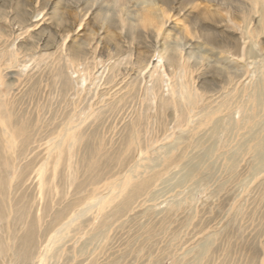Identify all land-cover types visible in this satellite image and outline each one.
Returning <instances> with one entry per match:
<instances>
[{
	"label": "rangeland",
	"instance_id": "obj_1",
	"mask_svg": "<svg viewBox=\"0 0 264 264\" xmlns=\"http://www.w3.org/2000/svg\"><path fill=\"white\" fill-rule=\"evenodd\" d=\"M78 1H0L5 6V13H0V31L6 33L17 29L14 18L17 9L20 8V13L22 9H37L28 15L31 23H37L29 28L32 37L23 35L16 40L19 44L31 39L29 44L35 43V48L19 53L18 60L10 65L4 62L5 56L0 58V74L11 86L8 96L0 93V102L8 99L15 116L33 124L31 137L21 147L19 142H12L9 152L0 150V177L4 181L0 183V190L3 187L5 191L3 195L0 193L2 244L8 240L10 229L14 228L18 237L32 224L36 248L31 264H38L40 255L41 264H103L109 260L118 264H264V172L251 175L250 158L242 156L236 179L227 181L219 189L220 181L226 179L223 159L230 152L227 147L218 149L223 156L208 159L206 165L213 163L210 174L185 177L189 157L199 152L190 144L198 138L206 140L213 122L222 119L226 112L223 106L219 112L210 114L230 87L223 85L226 74L218 68L224 62L229 63L227 70L242 74L240 80H243L246 72L252 70L254 78L257 77L256 69L264 65V36L260 37L259 44H254L248 20L264 1L169 0L164 3L156 0L152 21L145 14L141 20L132 15L129 20L120 21L117 1L97 0L107 5L103 9L108 18L102 25L99 14H91L81 22L76 8ZM127 1L128 7L130 0ZM58 17L63 20L60 22ZM75 20H78L76 24ZM57 26L66 29L58 35H68L67 46L81 41L97 42L96 53L89 52L78 59L71 57L69 50L61 52L54 47L58 44L54 36ZM204 26L208 31L201 33ZM203 33L211 40L227 43L234 52L238 46L252 48L256 57L227 62L226 51L210 49L211 45L203 42V38H208ZM177 40L196 46L200 50L198 54L205 58L199 71L193 72L203 95L192 111L187 110L184 101L180 102L184 95L181 82H188L186 67L174 64L159 69L164 70L163 79H168L171 89L166 93L167 86L162 82V93L169 97L161 107L159 98L152 99L148 89L156 82L158 73L151 74L148 68L141 70L148 56L156 61L161 55H172V46ZM3 48L0 41V50ZM33 52L45 56L38 60V54L34 56ZM94 55L98 63L94 72L102 71V80L92 78L90 63ZM198 60L192 58L191 62ZM57 70H62L66 78L64 92ZM109 74L114 78L106 90L104 78ZM127 80L132 83L125 89L132 91L133 96L127 95L128 101L125 105L120 102V108L109 109L107 105L114 99L113 92ZM33 85L35 92L30 94ZM205 85L216 88L217 92L209 97V92L202 91ZM0 110H5V106L0 104ZM232 111L233 119L239 120L241 113L234 108ZM73 125L75 133L80 127L94 146L98 168L92 172L79 165L83 146L78 148L75 140V151L71 149L69 137ZM232 135L230 142L234 144L239 135ZM221 136L225 137L224 132ZM172 148L180 158L167 166L162 155ZM151 169L160 173L150 188L135 200L132 209L116 220L109 219L99 229L104 214L116 201L102 211L104 200L111 194L116 195L127 182L139 181L150 174ZM173 203H179L181 209L168 226L170 230H159L151 241L146 240L143 225L158 224ZM21 213L23 217L18 218ZM57 213L61 214L59 219H55ZM95 229L101 234L92 237ZM56 233L60 236L53 240ZM211 236L215 238L211 256L207 254L194 261L196 250ZM0 264L18 262L4 257L0 258Z\"/></svg>",
	"mask_w": 264,
	"mask_h": 264
},
{
	"label": "bare ground",
	"instance_id": "obj_2",
	"mask_svg": "<svg viewBox=\"0 0 264 264\" xmlns=\"http://www.w3.org/2000/svg\"><path fill=\"white\" fill-rule=\"evenodd\" d=\"M115 1H117L118 3L119 12H120V21H125L124 20L125 18L126 20H129V18L132 15L138 17L141 20L142 15L144 14H145V17L150 19L149 21H152L151 17L153 16V11L155 10L156 0H130V4L128 5V7H127V4H128L127 0H115ZM161 1L166 3L169 0H161ZM76 4H77L76 8L78 7V12L80 14V17H82L81 22L85 17H88L91 14L92 16H96V14H99L98 16H99V21L101 22V25L108 18L106 11L103 9L107 5L103 3L102 1L79 0L78 3ZM4 8L5 6L3 5V3H1L0 4L1 14L5 13ZM94 9L96 11H94ZM36 10L37 9H34L32 7V11L30 9H26V10L22 9V12L20 13L19 12L20 8L17 9L16 15L14 17L16 19L17 29L10 30L8 33H6L5 30L0 31V41L2 42L4 46V48L0 50V58H3L5 56L4 62L7 63V65H10L13 62L17 61L19 53H21L22 51L31 52V49L34 47L35 43L32 42L31 44H29V41L31 39L26 40L24 43L22 42L19 44L16 43V40L19 39L21 36L23 37V35H28V37L30 36L29 28L36 26L37 23H31L29 21L28 15L33 14ZM253 12H255L254 15H252V17H250L248 20H249V23L252 25L254 44H259L260 37L262 35L264 36V4L260 9H257V10L254 9ZM39 14H41V12L36 13L32 17H36ZM255 17L257 18L255 19ZM57 19L60 22L63 20L61 19V17H58ZM76 22H78V20H75V24ZM81 22L78 24V27L81 26ZM148 24L155 25L150 22ZM157 25H159L160 27L162 25V22L160 21L159 24ZM122 26L120 27V29H122ZM159 27H157L156 29L157 36L160 35ZM64 31H66V29L63 26H57V28L54 30V36L59 39V40L56 39L58 41V42L56 41V43L58 44L57 46H54V47L59 48L61 52H66V50H69L70 56L73 58H78V59L82 58L84 55H86L89 52H92L94 54L96 53V50H97L96 43L97 42H94L92 44L91 41L89 42L81 41L77 43V45L75 46H72L71 44L67 46L66 40L68 39V35L64 37H62L61 35H58V33L61 32L60 34H62ZM202 31L207 32L208 29L204 26V28H202L200 32L202 33ZM96 33L99 34L100 31H97ZM203 35L204 36L206 35L208 37V34L206 33H203ZM30 37H32V35ZM203 42L207 45H211L210 49L215 50L216 52L222 50L223 48V50L226 51L228 58H229L227 59V62H230L229 60L237 61L239 59L243 61L244 57L245 59L246 58L254 59L256 57L255 52L254 51L252 52L251 50L252 48L247 49L243 47L244 45L238 46L237 51L234 52L235 50L228 48L231 46H227V43L221 42L220 40L219 41L211 40L210 37H208L207 40L203 38ZM116 50H119V49L116 48ZM172 50H173L172 55H165V56L161 55L156 61H154V59H151L150 56H148L141 70H144V69L146 70L148 68L147 72H151V74L158 73V75H156L157 77L156 82L151 84L148 89L151 92L152 99L156 97L159 98V103H160L159 105L161 107L163 106L164 101L167 100L169 97V96H165L162 93L164 92L162 82H164V84L167 86L165 88L166 93L171 92V89L168 84V79L165 80V77L163 79V76H165L164 70L162 69L160 71L159 69L163 68L164 66L172 67L174 64H178L182 67H186L187 68L186 77H187L188 82L186 81L181 82V88L183 89L184 95L180 97V102L184 101L187 105V110L192 111L194 106L198 104L199 99H201V96L203 95L199 91L200 85H197L196 83L197 78L196 76L193 77V72L199 71V68H201L204 65L205 58L201 54H198L200 50H198L196 46H193L191 43L183 44V43L178 42L177 40L175 41V44L172 46ZM39 52H33V53L38 54ZM37 54L34 56H37ZM44 56L45 55L38 54L37 59L41 60L44 58ZM192 58L194 60H196V58H199V60L191 62ZM95 59H96V56L94 55L90 63V67L91 69H93L92 78L101 79L102 71H100L99 73L94 72V70L96 69V64L98 65ZM222 64H221L222 66H220L218 69L222 70L223 71L222 73L226 74L225 75L226 80L223 82V85L229 84L230 87L226 89L225 95L221 98L219 104L211 108L210 114L219 112L223 108V106H225L226 112L223 114L224 116L222 119L220 118L213 122V124L210 127V133L206 140H203L202 138H198L196 141L194 140V142L190 144L194 148H197L199 152L198 154L193 155L191 158L189 157V161H188L189 165L187 166L185 170V177L187 179H191L199 174L200 175L204 174V176H207V174L211 173V170L213 168V163L206 165L208 159L214 160L215 157L217 158V157L223 156V154L218 153V149L229 147L230 152L225 153V156L223 159L224 160L223 162L224 175L223 176L226 179L224 181L222 180L220 181L219 189H221L227 181L236 179L238 175L237 165L242 156H248L250 158L249 159L250 160L249 171L251 175L252 174L257 175L259 173L263 174L262 172H264V65L261 64V67L256 69L258 70L257 77L254 78L255 71L252 70V72L250 71L252 74L250 72H246L247 76H245L243 80H240V77L242 74L241 75L234 74V72L232 73L230 72V70H227L228 67L230 66L229 63L225 64L224 62ZM196 75L197 77L200 76L198 74ZM105 76L106 77L104 78V81H105L104 85H108L106 88L107 90V89H110L108 87L112 83L114 76H112V74L111 75L109 74L108 76L105 75ZM0 77H1L0 87L4 88L3 91L0 90V93L2 92L1 95L3 96H8L9 89L11 88L10 83L4 81L3 80L4 77H2L1 74H0ZM57 77L62 82V85L60 88L64 92L67 88L66 86L67 82H66V78L62 70H57ZM246 79L248 80L246 81ZM36 81L38 80L36 79ZM32 82H35V81L33 80ZM131 83H132V80L131 81L127 80L124 83V85L121 87L122 89L120 88L118 91L116 89V92H113L114 95L112 98L114 99H112V101L107 105L109 109L113 110V108H120L121 107V104L119 105L120 102L123 101L124 102L123 105H125V103L128 101L129 98H125L127 95H129V97L133 96L132 91L128 92V90L125 89V87ZM202 83L206 84L205 82H202ZM99 86H102V85H99ZM202 91L209 92L210 94L209 97H211L217 92L216 88L207 87L206 85L202 87ZM29 92L30 94H33L35 92V85H33L30 88ZM240 97H242L243 100L242 99L238 100ZM233 98H235L234 101H233ZM9 102L10 101L6 98H5L4 103L0 102V104L5 106V110L3 111L0 110V121L2 120L0 122V126H1L0 127V150L6 149V152H9L8 148L10 147L12 142H19L20 147H21L25 143V141H27L31 137L30 135L32 132V127H33V124L31 121L24 120V119H21V117L15 116V114L12 111L13 108L10 106L11 103ZM235 102L236 104H234ZM198 108L199 107L197 106V109ZM233 108L235 109V111L237 110L239 113H241V116H240L241 118H239V120H234L233 117L231 116L232 115L231 111L233 110ZM206 116H209V115H206ZM71 130L72 132L69 137V144L71 145V149L75 151V140H76V145H78V148L79 147L81 148V146H83V149L81 148L82 154H79L80 156H78L79 165L80 167L81 166L85 167L87 168L88 171L92 172L97 166L98 159L96 158V153L93 149L94 146L89 142V135H87L84 131H81L80 127L76 129V133H75V125L71 127ZM221 132L222 133L224 132V136H225L224 138L221 136ZM232 133H236L237 135H239L238 142L234 144H231L230 142L231 141L230 138H232L234 135V134L232 135ZM180 142L181 140L179 142H176L175 144H179ZM178 156L179 155L174 153V148H172L163 153L162 159H163V162L167 163V166H168L172 164L174 161H176L177 159H179L180 157ZM182 156L185 158L183 154H181V157ZM159 173L160 171L152 170L150 174L141 178L139 181H134L132 183L127 182L125 185H122L120 189L118 187L119 190L116 193V195L111 194L109 197H107L104 200L102 204L101 210L103 211L109 206V204H111L113 201L116 200L115 204L113 203L114 206L113 207L111 206L112 208L110 209V211L104 214L100 222V225H98V228L102 229L109 223L108 222L109 219L116 220L122 217L128 210H131L135 200L138 199V197L141 194H143L150 188V186L153 183V180L158 176ZM205 178H208V177H205ZM3 182L4 181L0 177V183H3ZM0 193H2V195L5 193V191L3 190V187L1 188ZM180 204L179 203H173L171 205L169 204L170 206L166 211L167 213H165V215L161 218V220H159L158 224H147L146 226L143 225L142 229L144 233L146 234V237H145L146 240L151 241L152 237L155 235L157 231L162 230L163 232L165 229L168 228V226L174 221V216L176 212L179 209H181ZM3 207L5 210H7V207L5 204L3 205ZM60 213H57L55 215V219H59L61 215ZM17 217L22 218L23 213L18 214ZM0 218H1V214H0ZM168 230L170 229L168 228ZM98 234H101V231L95 229V232L92 237ZM58 236L60 235H57V233L54 236H52L53 240H55ZM7 239L8 240H6L4 244H2V242L0 241L1 243L0 258L6 257V258H9L11 260L18 262V264H31L33 261V257H35L34 252L36 248L35 230H34L33 225L32 224L27 225L24 232L18 237L15 234L14 228L10 229ZM212 240H215V238L214 237L212 238L211 236L207 238L199 246V248L196 250L194 261H198V259L204 256H207V254L211 252L210 251L212 248L211 244H213ZM45 249L47 250V247ZM5 252H7V254ZM210 254L209 256H211ZM42 261H43V257H41L40 255L38 264H41ZM103 264H118V262L115 260H109V261L103 262ZM183 264H191V263L186 262Z\"/></svg>",
	"mask_w": 264,
	"mask_h": 264
}]
</instances>
